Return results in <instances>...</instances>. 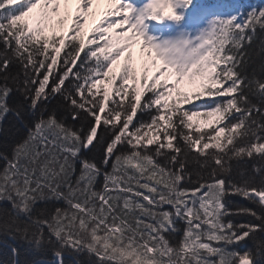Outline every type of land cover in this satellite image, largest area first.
Wrapping results in <instances>:
<instances>
[{
  "label": "snow or ice",
  "instance_id": "obj_1",
  "mask_svg": "<svg viewBox=\"0 0 264 264\" xmlns=\"http://www.w3.org/2000/svg\"><path fill=\"white\" fill-rule=\"evenodd\" d=\"M254 42L238 0H0V264H264Z\"/></svg>",
  "mask_w": 264,
  "mask_h": 264
},
{
  "label": "trees",
  "instance_id": "obj_2",
  "mask_svg": "<svg viewBox=\"0 0 264 264\" xmlns=\"http://www.w3.org/2000/svg\"><path fill=\"white\" fill-rule=\"evenodd\" d=\"M257 50H258V42H254V43L249 47V49H248L249 54L252 56V60L254 61L253 63H250V65H249V68H248V72H249V73H251L252 70H253L254 68H256L257 71H258V65L261 63L262 59H264V57H258V56L256 55ZM258 74H259V73H258ZM69 122L71 123L70 120H69ZM11 126H12V125H11L10 120L5 122V127H6V128H9V127H11ZM2 139H3V137H0V141H2ZM233 203L236 204V205H241V206H245V207H251V205H249L246 201H244V200H242V199H240V198H236V199L233 201ZM236 222H238V223H240V222L246 223V222H248V221H247V219L244 218V217H237V218H236ZM6 239H7L6 237H4V236H0V241H5ZM7 242H8V243H12V241H10V240L7 241ZM245 246L250 247V249H254V244H253L252 241H249V242L247 243V245H245ZM2 247H3V245L0 244V250H2ZM4 258H5V257L0 256V259H4ZM79 259H80L81 261H83L84 264H87V257H86V256H83V255H82V256L79 257ZM66 260H68V261L70 262V264H71V261H72L73 259H72L70 256H66Z\"/></svg>",
  "mask_w": 264,
  "mask_h": 264
},
{
  "label": "rangeland",
  "instance_id": "obj_3",
  "mask_svg": "<svg viewBox=\"0 0 264 264\" xmlns=\"http://www.w3.org/2000/svg\"><path fill=\"white\" fill-rule=\"evenodd\" d=\"M202 1H205V0H201V2ZM238 2L239 3H241L242 5H245V6H249L250 5V0H238ZM137 51H138V49H137ZM214 119V118H213ZM199 123H200V126L202 127V128H204L205 130H207V123L204 121V119L203 118H199ZM248 249H250V247H248V246H245L244 248H242V249H239L240 251H246V250H248Z\"/></svg>",
  "mask_w": 264,
  "mask_h": 264
},
{
  "label": "bare ground",
  "instance_id": "obj_4",
  "mask_svg": "<svg viewBox=\"0 0 264 264\" xmlns=\"http://www.w3.org/2000/svg\"><path fill=\"white\" fill-rule=\"evenodd\" d=\"M103 7V6H102Z\"/></svg>",
  "mask_w": 264,
  "mask_h": 264
}]
</instances>
